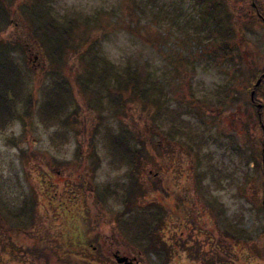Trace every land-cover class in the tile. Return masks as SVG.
I'll list each match as a JSON object with an SVG mask.
<instances>
[{
    "label": "rangeland",
    "instance_id": "374dc122",
    "mask_svg": "<svg viewBox=\"0 0 264 264\" xmlns=\"http://www.w3.org/2000/svg\"><path fill=\"white\" fill-rule=\"evenodd\" d=\"M23 2L14 0L8 6L14 16L0 30L2 42L7 44L9 35L14 38L7 44L8 54L24 75L26 95L33 97L30 115L24 102L17 109L20 116L0 128L1 191V181H9L0 193V264L33 262L24 252L30 239L24 233L16 239L10 236V222L25 231L20 223L33 210L50 224L65 222L69 236L62 235V253L80 255L76 264H124L117 262V255L132 264H161L158 255L139 251L141 241L130 233L128 237L118 222L128 198L122 185L133 189L129 218L145 208L162 210L161 235L173 255L169 264H201L204 254L211 255L204 257L206 264H264V160L258 128L249 132L245 127L257 119L251 90L255 75L264 71V22L252 9V0H49L66 18L63 23L77 22L78 43L90 37L79 51L69 48V61L64 57L62 63L43 44L18 46L20 35L30 36L33 29L20 12ZM258 3L264 10V0ZM130 6L139 7L136 24ZM91 42L94 47L89 48ZM224 43L231 52L220 59L217 47ZM96 54L114 71L135 70L142 79L138 87L148 91L146 99L134 93L131 81H101L90 64ZM97 68L102 70L101 63ZM57 72L68 74L75 84L76 102L64 101L62 116L73 115L68 121H47L41 114L47 91L63 77ZM89 78L92 81H85ZM110 91L123 93L124 108L115 110ZM263 102L260 98L259 104ZM128 127L137 136L132 145L143 154L133 178L132 167L116 160L109 145L110 135ZM39 174L49 175V188L41 194L49 196V203L45 199L50 207L42 203ZM204 175L210 198L220 203H210L208 214L199 200ZM219 175L222 179L216 180ZM175 177L189 190L177 187ZM168 181L171 189H178L175 198L189 199L191 191L199 192L192 209L182 213L173 195L154 189L155 183ZM26 184L34 190L30 196ZM104 189L119 194L99 202L94 195ZM60 190L64 193L57 195ZM65 192L74 201L64 197ZM25 200L28 207L35 205L26 213ZM18 209L24 214L13 220ZM89 220H97V230L85 236L93 244L83 254L75 224L86 226ZM234 227L240 237L232 234ZM107 243L113 246V257L104 252ZM184 244L200 256L186 258Z\"/></svg>",
    "mask_w": 264,
    "mask_h": 264
},
{
    "label": "trees",
    "instance_id": "16d2710c",
    "mask_svg": "<svg viewBox=\"0 0 264 264\" xmlns=\"http://www.w3.org/2000/svg\"><path fill=\"white\" fill-rule=\"evenodd\" d=\"M256 2L258 12L264 16V10L258 3L259 0H256ZM13 3L14 0H0V30L5 29L13 19L14 15H12L8 9V6ZM138 8L139 7L137 6L135 9H132L131 7L132 10L130 11L132 19L135 20V24L137 23V18L135 17H137L136 9ZM20 12L24 15V19L27 22L29 21L28 27H31L33 29L31 31L30 36L24 33L20 35V42L22 43L18 44L19 47H23L24 43L26 45L31 44L33 46L43 44L45 47H48L50 49L51 55L56 56L57 60L62 63L65 59L68 60L66 52L69 48H75L79 51V49H82L84 47V44H86L90 40L89 37L87 39L88 41L83 40L81 44L78 43L75 38L77 31L76 28L78 26L77 22L71 19L68 20V23H63L64 20L67 21L66 18H63L58 12H56L52 5V2H49V0H24V2L20 4ZM233 30V28H230V33L233 32ZM8 39H10L9 42H14V38L12 35H9ZM9 42H7V44H9ZM7 44L0 40L1 129H4L9 122L13 123V121L20 116L17 112V109L18 106L22 103L25 102L27 104L25 111L26 115H30V112L33 108V97L32 95H26L24 75L22 74L18 66L14 63L13 59L9 57ZM92 47L94 46L91 42L89 48ZM217 48L222 51L221 53H219L217 50L218 53L216 55L218 56V58H228V54L229 52H231V47L227 43L221 44ZM91 57L92 60L90 61V64L92 67H95L97 77L101 81H104L105 79L108 80L109 78H115L116 81H131V84H134V93L138 92L139 95L146 99L148 91H144L140 89V87H138L142 79L135 70H129L127 74L119 71H114V66L112 64H109L108 62L103 61L98 54H96L95 56L91 55ZM99 63H101V71H99L97 68V64ZM72 66H75V64H72ZM263 73L264 71L258 72L255 75L256 77H258L257 80L262 76ZM57 74L63 75V77H61L62 79L55 84L54 88L50 89L51 91H47L45 96L46 100L41 106V114L43 118L47 121H56L61 119L63 121H68V119L71 118L73 115L72 113H68L66 117L62 116L64 110L66 109L64 107V101L67 99V102H76V92L74 88L75 84L74 81H72L71 77L68 76V74H65L64 72H57ZM85 81H92V78L85 79ZM252 90L255 91V97L254 101L251 99V102L257 112V119L252 122V125H245V127L249 132L252 131L254 127L258 128L260 134V156L264 160V102L261 104V106H259L260 98H262L264 101V78L262 79V82L259 86H256V84H254ZM122 95L123 93L121 92H109V100L115 106L116 111H119V109L124 108V98ZM190 137L192 136L190 135ZM136 141L137 136L130 127H128L127 130H125L121 134H112L109 137V145L113 157L116 160L120 162H125L132 167V172H130L131 178L134 177V172L139 171L142 165L143 154L139 149L140 147L138 148L132 145V142ZM257 165H259L258 161ZM162 184L163 183H155L154 189L159 192L165 193L168 197L173 195V191L175 190V188L173 187V189H171L169 181L166 182V184ZM82 185L84 188H86L85 183H83ZM125 186L122 185L121 190L122 192L124 191L126 194H128L127 197L130 198V196H132L133 194V189L131 188L130 190L129 186ZM185 188L189 190V187H187L186 185L184 186V189ZM72 190H69L70 193L72 192ZM63 193L64 192L60 190L57 191L56 194L58 195ZM70 193L68 195V193L65 192L64 197L67 196L69 197V199H72L73 197H70ZM118 194L119 190L117 189H104L99 192H96L94 196L98 198L99 202H102L108 196ZM128 198L124 199V202L126 204L125 208L118 214V222H121L123 231L128 237L129 234L127 233H130L131 238L137 240L138 242L141 241L139 246L142 245L143 247H139V251H145L147 254L154 253L161 258V264H169L170 262H172L173 255L170 246H168V243L164 241L163 236L161 235V229L163 225H165V217L163 215L162 210H149L145 208L144 210H137L136 212H133V214H131L129 218L128 213H131L133 210L131 208V201ZM178 206L180 207L179 210L182 211V213H184L188 210V208H190L189 205L187 207V205L184 203L183 205L178 204ZM23 209V211L26 213V208L23 207ZM24 212H21L19 209L18 211H15L12 216L13 220L14 218L22 216ZM89 221L92 223L97 222V220ZM243 232L244 231H242V233ZM184 252L189 255H192L194 252H198V250L195 251L194 249H191L188 244H184L183 253ZM205 262L207 263L206 260Z\"/></svg>",
    "mask_w": 264,
    "mask_h": 264
},
{
    "label": "flooded vegetation",
    "instance_id": "af4514ba",
    "mask_svg": "<svg viewBox=\"0 0 264 264\" xmlns=\"http://www.w3.org/2000/svg\"><path fill=\"white\" fill-rule=\"evenodd\" d=\"M254 5H257V2L255 0H252L251 6H254ZM256 14L261 19L263 18L262 15L258 12L257 9H256ZM42 175H44V174H42ZM42 175L39 174V176H41V177L38 180L39 181V187H41V189L39 190L40 194L44 193V190L49 188L47 180H46V178L49 175L48 176H42ZM214 175H216V174L213 173V175H211V176H214ZM177 176H179V175H177ZM220 176H223V175H219L218 177H216V180L222 179ZM175 178L179 179L178 183L175 181L177 187L178 186L179 187H182V186L184 187L186 185V184H180V182H182V180H181L182 178L181 179L179 177H175ZM7 181H1V182L4 183V185H3L4 187L2 189L3 192L7 188V183L9 182V181L8 182ZM14 181H17V179H12L11 180V182H14ZM207 181H208L207 180V176L204 175L203 179H202L201 190H199L200 193L197 190L191 191L190 195H192L193 197H191L189 199H184L182 197L175 198L176 194L178 193V189L174 190L173 191V195H174V198H175V201H176L177 205L178 204L179 205H183V203L184 204H188L190 209H192L191 205L193 204V199L198 201L199 194H200V198L201 199H199V200L202 201L201 208H202V211L205 212V214L206 213L208 214L207 210H208V205L210 203L216 204L215 206H217V207L219 206L220 207L219 201L217 202V201H214V199L210 198V196H209L210 192L206 189V186H207L206 182ZM221 181L222 180H220V182ZM25 182H26V180H25ZM15 187L18 188L20 186H18L17 183H16ZM20 188H23V187H20ZM25 188H27L26 191L29 194L28 196H30L31 193L34 192V190H33L31 185H27L26 184ZM2 191L0 193H3ZM197 193H199V194H197ZM262 193H263L262 194V198H263L262 199V203H263L262 206H263V210H264V191ZM58 195H60V194H58ZM196 195H198V196H196ZM41 197L44 198V199L47 197L48 203L50 202V200L48 198L49 197L48 195L44 197L41 194ZM55 199H57V201H56L57 203L61 204V202L58 200L57 197ZM43 202H45V204L48 207H50V205H48L46 199H45V201H42V203ZM25 204H26V200H25ZM27 204L25 205L26 210L29 209V208L33 209V207L35 206V205L32 204V206L28 207ZM29 214L30 215H29L28 220L26 222L24 221V222L20 223V224L24 225L23 229L25 231H20V230L17 231V228L14 226L17 223L10 222V225H12L11 228H10L11 231H12V235H10V236L12 238L16 239V236L19 237L20 235H22V233H24V235H26L31 241V244L27 245V247L25 248V251H24V252H27V257H29V259L33 260V262H31V263L28 262V263L29 264H76V259L75 258H80V255H77L75 252L73 254H69L68 256L64 255L62 253V246H63L62 235L69 236V233L67 232L69 229L65 228V226L63 225V223H65V222L50 224L48 222H45L44 221V217L40 213L37 214L34 210L32 212H29ZM222 222H224V221H222ZM5 224H8V223H5ZM2 225H4V224H2L0 222V226H2ZM100 225H102V223H100ZM75 228H77L78 231L80 232V238L77 239L78 246H80L81 248L84 247L85 248V253H83V254H86V252H87L86 249L88 247H92L93 243H92V241H90V239L85 240L84 238H85V236L89 237V235H91V234L93 235V233H95V231L97 229L94 227V224L92 222H90V221L88 222V224L86 226H84V225H82L80 223H77V224H75ZM232 234H234L235 237L236 236L240 237L241 233H240V230L238 228L235 229V227H234V231L232 232ZM76 235H77V232H76ZM96 235L97 234H95V237H96ZM96 239L98 241H101L102 240V236L101 235L100 236L97 235ZM96 244H98V243L96 242ZM93 247L95 248V246H93ZM105 247H106V250H104V252H106V254L110 253L109 256L113 257L114 254H115L114 250H112L113 246L110 245V244L108 245V243H107V244L103 245V249ZM261 247L264 248V244L261 245ZM73 248L75 249L76 247H73ZM207 255H209V254H204V255L200 256V255H198L197 253L194 252L192 255L185 254L184 256L186 258H188V259H193L195 257H199L200 256L201 264H206V262L204 260V257H206ZM209 257H211V255H209ZM262 258L264 260V255H263ZM207 259H209V258H207ZM66 261H68V262H66Z\"/></svg>",
    "mask_w": 264,
    "mask_h": 264
},
{
    "label": "water",
    "instance_id": "95a60500",
    "mask_svg": "<svg viewBox=\"0 0 264 264\" xmlns=\"http://www.w3.org/2000/svg\"><path fill=\"white\" fill-rule=\"evenodd\" d=\"M264 78V73L262 74V76L257 80L256 82V86H259L262 82V79ZM254 97H255V91L252 90L251 91V99L254 101ZM261 106V104L259 105ZM116 259H117V262L118 263H124V264H132V260L126 256H120V255H117L116 256Z\"/></svg>",
    "mask_w": 264,
    "mask_h": 264
}]
</instances>
